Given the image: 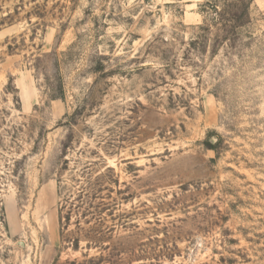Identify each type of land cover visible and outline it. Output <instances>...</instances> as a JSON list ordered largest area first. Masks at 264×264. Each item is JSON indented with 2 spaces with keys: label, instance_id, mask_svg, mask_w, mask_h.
<instances>
[{
  "label": "rangeland",
  "instance_id": "rangeland-1",
  "mask_svg": "<svg viewBox=\"0 0 264 264\" xmlns=\"http://www.w3.org/2000/svg\"><path fill=\"white\" fill-rule=\"evenodd\" d=\"M0 264H264V0H0Z\"/></svg>",
  "mask_w": 264,
  "mask_h": 264
}]
</instances>
